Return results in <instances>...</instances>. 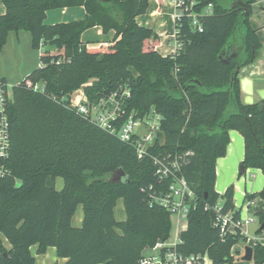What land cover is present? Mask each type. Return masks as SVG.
<instances>
[{"label":"trees","instance_id":"obj_1","mask_svg":"<svg viewBox=\"0 0 264 264\" xmlns=\"http://www.w3.org/2000/svg\"><path fill=\"white\" fill-rule=\"evenodd\" d=\"M0 52L9 32L26 31L39 53V66L12 86L7 107L8 157L0 164V264H34L30 248L56 250L65 264H137L145 248L168 236L170 214L150 205L149 186L158 188L150 158L92 124L69 105L82 89L89 103L127 86L125 114L153 110L160 115L163 143L156 153L191 154L181 160V174L195 194L177 250L206 257L211 264H232V248L246 238L221 234L214 207L233 212L234 189L214 190L215 162L225 156L229 131L243 138L239 166L264 176V99L240 101L239 70L256 61L262 48L249 18L256 0H193L202 32L183 16L174 24L180 45L161 56L158 37L135 19L150 0H0ZM161 1V0H159ZM211 5V13L202 11ZM82 7L109 43L87 46L80 40L86 20L45 24L46 12ZM91 26V27H92ZM236 54V56H234ZM227 61V62H225ZM38 85L43 92L28 87ZM62 99H64L62 101ZM232 110H229V107ZM118 181H111L113 176ZM61 178L60 191L55 179ZM264 191V187H263ZM254 196L246 194L245 200ZM125 219L117 221V201ZM82 207L80 227L72 218ZM264 225V209L249 207ZM256 234L264 231L256 230ZM1 236L10 244L6 250ZM252 264H264V246L252 245Z\"/></svg>","mask_w":264,"mask_h":264},{"label":"crops","instance_id":"obj_2","mask_svg":"<svg viewBox=\"0 0 264 264\" xmlns=\"http://www.w3.org/2000/svg\"><path fill=\"white\" fill-rule=\"evenodd\" d=\"M168 7H170L169 12L166 11ZM252 12L253 17L250 21V27L256 31L262 48L259 58L253 63L243 66L238 72L240 101L244 105H251L264 99V0H256L252 6ZM4 13L5 8L0 1V16ZM173 14L174 8L173 5L170 4V0H150L147 11L137 16L135 19L139 26L149 28L152 31V35L158 37V45L155 50L161 56H167L173 51V48L169 50L166 49L169 46L167 38L169 34L165 30L168 20V25L172 23L171 27L173 30H171L170 37L174 42ZM167 16L169 17L168 19H166ZM45 20L51 24L83 21L86 20V13L82 7L53 9L46 12ZM90 33L93 35H90ZM92 36H94L97 41H94ZM113 37L114 33L112 31L103 34L100 27L92 26L81 34L80 40L87 46H97L109 43ZM39 53L38 50L32 48L31 36L28 32H9L6 43L0 52V78L8 85L14 86L18 84L25 79L32 70L39 66ZM228 136L229 143L226 147L225 156L218 158L215 162L214 190L218 194H223L229 186H233V203L235 209L241 210V217H253L248 211V206L264 209V200L258 197V193L262 191L264 187V176L258 169H247L242 175L239 174V165L244 155L243 138L238 132L233 130L228 132ZM241 176L244 177L241 178ZM245 176L248 177V181ZM57 179L61 178H56L55 182ZM60 190L59 188L58 191ZM246 194L254 196V199L250 202L246 201ZM79 207L82 210V207L78 206V208ZM75 214L71 223L74 227H80L83 220V211L82 215L80 214L78 216L74 224L73 219ZM256 221L257 220L254 218V222ZM258 228L259 224L257 223V228L254 231L255 237H252L250 240L251 242L259 243L264 246V234H256ZM1 241L3 248L9 250L10 244L2 236ZM251 242L250 244H252ZM244 247L245 246L240 247L239 243L236 244L232 248L231 254L234 257L233 253H236L235 257H237V261L240 262L237 264H252L251 262L241 261ZM36 250L37 246L30 248V253L34 258V264H65L67 261L65 258L57 257L56 250L53 247H47L42 255H37Z\"/></svg>","mask_w":264,"mask_h":264},{"label":"built area","instance_id":"obj_3","mask_svg":"<svg viewBox=\"0 0 264 264\" xmlns=\"http://www.w3.org/2000/svg\"><path fill=\"white\" fill-rule=\"evenodd\" d=\"M174 8V24L179 23L183 16L190 20L191 28L194 31L202 32V27L198 21V13L194 11L195 2L193 0H170ZM204 14L211 13V5L202 11ZM180 45L174 41V48L171 52L175 55ZM34 91L43 92V89L27 84ZM78 93V92H77ZM75 93L76 97L78 94ZM70 96L69 105L78 113L98 128L114 135L123 143L131 145L138 159L150 158L154 166V174L158 181V188L149 186L142 191L148 192L150 205L162 208L170 215L176 217L178 221L187 219L188 212L195 200V194L181 174V160L189 154L177 153H156L151 151L156 145L163 143L160 129L161 116L150 110L143 116H138L135 112L125 114L124 104L130 97L127 86H121L115 92L99 98L94 103H89L84 94H81L79 101L75 102ZM11 99V89L8 84L0 78V161L8 157L9 151V120L7 107ZM64 99H62L63 101ZM7 170L0 164V177L4 176ZM216 213L214 224L219 227L221 234L234 233L239 231L247 240V228L254 222L251 216L233 218V212L222 213L221 204L214 208ZM166 245L165 240H157L151 247L145 248L137 264H208L207 258L190 255L183 256L177 250V244ZM253 245L254 242H251ZM210 263V262H209ZM211 264V263H210Z\"/></svg>","mask_w":264,"mask_h":264},{"label":"rangeland","instance_id":"obj_4","mask_svg":"<svg viewBox=\"0 0 264 264\" xmlns=\"http://www.w3.org/2000/svg\"><path fill=\"white\" fill-rule=\"evenodd\" d=\"M170 4L172 5L171 2H170ZM166 11L169 12L170 11V7L166 8ZM252 17H253V12L251 13V16L249 18V24H250V21L252 20ZM168 18L169 17L167 16L166 19H168ZM44 22H45V24H51L50 22L49 23L46 22V20ZM166 26H167V28L165 30L169 34V36H167L168 41H169L168 42L169 43V46L166 49L169 50L171 48H174V42H173L172 38L170 37L171 30H173L172 27H171L172 26V23L170 25H168V20H167V25ZM90 35H93V34L90 33ZM92 39H94V41H97V40H95L96 38L94 36H92ZM8 86H9V89H11L13 85H8ZM75 93L78 94L77 97H76ZM83 93H84L83 90L82 89H79V90H77V91H75L73 93L74 95L72 96V98L74 99L75 102H77V101L80 100L81 94H83ZM229 110H232V107L231 106L229 107ZM243 177L244 176H241V178H243ZM245 178H246L247 181L249 180L247 176H245ZM62 186H63L62 180L61 179H57L56 182H55V188L57 190H59V188L61 189ZM114 213H115V218H116L117 221H123L125 219V213H124V208H123L122 200H118L117 201L116 207L114 209ZM80 214L82 215V210L79 207L78 210H77V212H76V214H75V217L73 219L74 224L76 223V220H77V218H78V216ZM257 223L258 222L256 221L253 224H251L250 226H248V228H247V234H248L247 240L240 242L239 243L240 247H243V246H246V245L252 247V245L250 244V242H251L250 239L252 237L253 238L255 237V232L254 231L257 228ZM185 225H186V221L185 220L178 221L175 216L170 215V228H169L168 236L165 239V244L166 245H172V244L176 243L177 238L179 237V233H180L181 230H183L185 228ZM235 254L236 253H233L234 257H233L232 264L240 263L239 261H237L238 259H237V257H235L236 256ZM208 264H210V263L208 262Z\"/></svg>","mask_w":264,"mask_h":264},{"label":"water","instance_id":"obj_5","mask_svg":"<svg viewBox=\"0 0 264 264\" xmlns=\"http://www.w3.org/2000/svg\"><path fill=\"white\" fill-rule=\"evenodd\" d=\"M86 27H91L92 25H94V20L91 17H88L86 19V23H85ZM234 56H236V54H234ZM227 62V61H225ZM244 173V168L242 166H239V174L242 175ZM119 178L117 176H113V178L111 179V181H118ZM258 197L261 200H264V191H260L258 193ZM259 230L264 231V225H261L259 227ZM166 239V236L162 237V240L164 241ZM252 247L251 246H245L243 249V255L241 257V261L244 262H251L252 261Z\"/></svg>","mask_w":264,"mask_h":264}]
</instances>
